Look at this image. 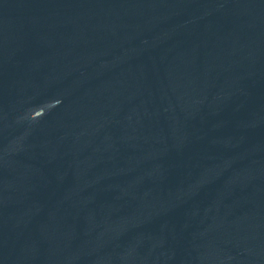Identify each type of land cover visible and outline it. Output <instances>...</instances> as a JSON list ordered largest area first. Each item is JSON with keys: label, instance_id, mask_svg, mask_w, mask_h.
<instances>
[{"label": "water", "instance_id": "water-1", "mask_svg": "<svg viewBox=\"0 0 264 264\" xmlns=\"http://www.w3.org/2000/svg\"><path fill=\"white\" fill-rule=\"evenodd\" d=\"M0 264H264V0H0Z\"/></svg>", "mask_w": 264, "mask_h": 264}]
</instances>
